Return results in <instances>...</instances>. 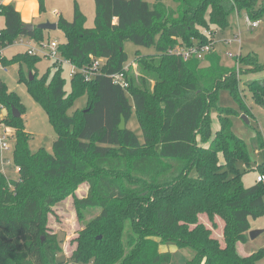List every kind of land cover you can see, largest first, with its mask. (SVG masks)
I'll return each instance as SVG.
<instances>
[{
  "label": "trees",
  "instance_id": "obj_1",
  "mask_svg": "<svg viewBox=\"0 0 264 264\" xmlns=\"http://www.w3.org/2000/svg\"><path fill=\"white\" fill-rule=\"evenodd\" d=\"M93 1L92 28L84 27L85 17L76 7L71 21L61 16L57 21L66 37L58 45L63 59L78 69L92 59L104 60L100 73L90 80L75 74L67 93L57 62L48 80V72L40 77L35 73L40 55L25 52L0 59L3 66L24 64L32 73L30 81L20 70L19 82L45 110L57 135L51 151L30 152L24 119L11 112L17 109L23 116L25 108L0 80V105L8 111L3 122L15 131L12 160L18 167L15 180L0 173V264H60L56 260L60 242L46 233L45 214L70 192V178L80 175L88 191L76 201L77 207L99 208L101 213L81 233L71 264H173L172 253L160 250L166 245L194 252L184 264H259L264 248L248 256L236 249L237 243L247 242L252 221L264 215L263 183L245 188L243 173L236 167L239 161L249 165L247 146L232 131L231 117L249 113L239 92V73L222 66L216 52L206 56V67H200L203 61H184L169 51L211 42L204 32L229 28L233 12L263 21L264 0H172L175 8L147 0ZM0 16L5 20L0 49L20 37L44 41L46 31L23 30L21 15L12 4H0ZM126 42L155 48L154 54L135 53L134 62L143 70L137 82L129 76L130 67L124 71L129 62ZM240 62L242 73L264 69L255 54L240 56ZM121 72L126 89L111 79ZM185 75L191 79L186 83ZM248 87L253 101L264 106V84L255 81ZM220 91L228 92L239 109L219 106ZM84 94L85 109L68 115ZM211 108L218 122L214 133ZM133 113L142 143L127 127ZM121 118L126 122L123 131ZM252 144L254 152L264 149L259 133ZM258 167L264 174V163ZM199 214L210 219L216 215L225 222L223 247L199 223ZM98 234L101 240H96Z\"/></svg>",
  "mask_w": 264,
  "mask_h": 264
},
{
  "label": "rangeland",
  "instance_id": "obj_2",
  "mask_svg": "<svg viewBox=\"0 0 264 264\" xmlns=\"http://www.w3.org/2000/svg\"><path fill=\"white\" fill-rule=\"evenodd\" d=\"M19 0H3L12 5H17ZM38 10L42 8L40 15L42 18H47L53 23L57 24L58 18L61 16L63 19L71 21L74 15V8L76 7L79 12L85 17V28H92L94 26L95 17V4L93 0H34ZM261 1V0H260ZM150 4L162 2L168 7H174L175 5L172 0H147ZM6 3V4H7ZM41 3V6H39ZM58 14L57 18H54V14ZM49 14V15H48ZM246 15L243 13L233 12L229 16L230 27L222 31L211 27L210 30L204 33L208 35L214 42V51L218 54L221 60L222 66L227 69L235 68L238 80V88L244 105L248 108L249 113L240 111L236 116L231 117L232 120V131L233 133L241 138L249 151V165L247 166L244 161L236 163L237 169L242 175L243 186L250 187L255 184L256 176L261 174L259 172L258 165L264 163V149L261 151L254 152L252 139L256 137L257 133L261 136L264 142V106L257 105L253 99L248 87L249 83L259 82L264 84V69L259 72L242 73L240 67V56H246L247 54H255L260 65H264V20L260 21L259 26L253 30L248 28ZM51 23V22H50ZM24 41H27L29 46L35 49H39L40 43L30 40L27 37H20ZM19 39V38H18ZM18 39L3 49L1 58H11L17 53L27 52V44H21ZM43 44L55 41L58 44L65 43L66 37L61 29L46 31L43 33ZM124 50L128 54L130 64V74L134 81H138L143 74L138 68L137 62H134L136 52H140L143 55L154 54L155 48L149 49L137 47L130 42L124 43ZM47 52V50H43ZM231 54L234 58L229 57ZM145 61V60H143ZM148 62L151 59L146 60ZM158 62V59L154 60ZM54 59L51 57H45L40 55V60L36 64V75L38 77L48 72V80H50L54 73L53 67ZM62 68L61 76L65 81V90L67 93L70 92V71L71 67L68 63L61 61L59 64ZM206 61L200 64V67H206ZM144 69V68H143ZM25 74V77H29V71L24 64H12L3 66L0 63V80L5 83L9 92H14L20 98L21 103L25 108V113L20 117L24 119L25 132L29 135V150L35 152L40 148H44L47 151H51L53 142L57 139L56 132L50 124L45 110L36 103L29 95L26 85L23 82H19V72ZM145 73H150L144 69ZM33 76V75H32ZM184 82H188L191 79L188 75L183 77ZM178 84V83H177ZM149 87L152 88L151 92L154 91V82L148 83ZM218 105L222 107H230L238 110L239 105L226 91H220L218 93ZM185 98V97H184ZM87 95L84 94L77 98L73 105L67 110L68 115H72L76 110L83 111L86 107ZM12 110V109H11ZM17 110V109H16ZM18 111V110H17ZM12 112V111H11ZM19 112V111H18ZM20 113V112H19ZM208 113V112H207ZM7 109L0 105V119L4 121L7 119ZM245 116L248 119L249 125L242 118ZM211 121H212V132L218 128L217 117L215 109L211 108ZM10 146L14 147L15 142V131L10 126H7ZM128 129L134 132L138 140L142 143L144 141L143 133L136 120L135 114L133 113L131 119L127 124ZM2 132V129H0ZM208 146V144L206 145ZM91 161V158H86ZM3 161L4 166H0V171L6 176L8 180H15L17 178L16 166L12 160V152L3 151L0 152V162ZM7 161L9 163L7 164ZM258 167V169L256 168ZM250 169L249 171L247 169ZM257 169V170H256ZM194 175L195 172L193 171ZM70 192L62 198H59L56 202L49 206V209L45 214V230L49 235H56L60 242V252L57 254L56 260L60 264H71L69 258L71 254L77 248L81 237V233L85 231L89 226L94 224L95 219L100 215L101 210L99 208L80 209L76 205V201L87 195L88 185L85 181V177L80 175L78 177L70 178ZM264 186V183H263ZM199 223L210 229L211 237L216 239L220 245L224 246L223 231L225 228V222L214 215L211 219L206 214L198 215ZM253 230L262 231L255 239H250L248 234V240L242 244L243 253L251 254L257 250L264 248V215L255 221H252ZM128 228V225L125 227ZM102 235L98 234L96 240H101ZM43 240V238H42ZM238 245L236 246L237 249ZM162 252L172 253L173 264H184L186 260H189L194 252L189 249H176L173 245H166L160 247ZM259 264H264V258L259 261Z\"/></svg>",
  "mask_w": 264,
  "mask_h": 264
},
{
  "label": "built area",
  "instance_id": "obj_3",
  "mask_svg": "<svg viewBox=\"0 0 264 264\" xmlns=\"http://www.w3.org/2000/svg\"><path fill=\"white\" fill-rule=\"evenodd\" d=\"M247 26L251 30L257 28L259 26L260 21H250L248 18H246ZM208 36V35H207ZM18 42L21 44L26 43L27 44V53L29 55H43L47 57H51L54 59V62H57L58 64L63 61L64 63H68L71 67V71L69 74V77H73L75 74L80 73L85 80H90L94 74L100 73V68L102 67L104 60L103 59H92V63L87 66L78 69L74 64H72L70 61H67L63 59L59 53H58V43L55 41L48 42L47 44H43L40 42L39 49H35L29 46L27 41H24L22 38L18 39ZM43 50H47V52H43ZM214 51V42L211 41L207 44L203 45H192L191 47H183V46H176L175 48L171 49L169 51V54L176 55L178 57H181L184 61L190 60L192 58H195L200 61H205L206 56H208L211 52ZM1 55V53H0ZM231 58H234L231 54L228 55ZM1 59V56H0ZM1 63V60H0ZM130 64H126L124 67V71H127L130 67ZM111 79L113 80L114 84L119 85L121 88L126 89L128 87V82L125 77V73H116L111 76ZM0 129H2V132H0V152L3 151H10L12 152L13 148L10 146V138L8 134V127L7 125L0 119ZM9 161H7V164ZM0 166H4L3 161L0 162ZM16 173H18V167H16ZM2 173V171H0ZM257 183H264V174H259L256 177Z\"/></svg>",
  "mask_w": 264,
  "mask_h": 264
},
{
  "label": "crops",
  "instance_id": "obj_4",
  "mask_svg": "<svg viewBox=\"0 0 264 264\" xmlns=\"http://www.w3.org/2000/svg\"><path fill=\"white\" fill-rule=\"evenodd\" d=\"M6 3L7 2H3V0H0V4H6ZM7 4H9V3H7ZM13 6L20 13L21 20L23 21L24 24H32V25L36 26V25H38L40 23H44V22L53 23L52 21L48 20L47 18H42L34 0H19L18 4L13 5ZM53 17L57 18L58 14L57 13L54 14ZM4 26H5V20L3 17L0 16V30L3 29ZM2 50L3 49H0V52ZM255 182H256V179H255ZM237 245H238L237 251L240 255H242V256L250 255L248 253L247 254L243 253L244 251L242 249H246V248L245 247L242 248L241 243H237Z\"/></svg>",
  "mask_w": 264,
  "mask_h": 264
},
{
  "label": "water",
  "instance_id": "obj_5",
  "mask_svg": "<svg viewBox=\"0 0 264 264\" xmlns=\"http://www.w3.org/2000/svg\"><path fill=\"white\" fill-rule=\"evenodd\" d=\"M34 29L43 30V31L56 30L57 24L56 23H50V22H44V23H40L36 26H34L32 24H24L23 25V30L26 32H32ZM32 79H33L32 73L29 72V80L31 81ZM12 116L16 117V118L20 117V113L16 109H12ZM242 118L246 121L247 124H249L248 119L245 116H243ZM125 128H126V122H125L124 118H121V121L119 124V129L121 131H123ZM261 233H262V231L252 230L248 234H249L250 239H255Z\"/></svg>",
  "mask_w": 264,
  "mask_h": 264
}]
</instances>
